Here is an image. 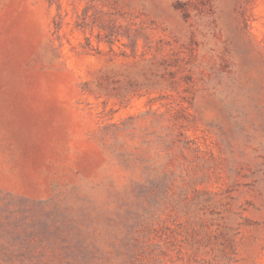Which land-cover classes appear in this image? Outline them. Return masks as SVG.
Segmentation results:
<instances>
[{
	"label": "rangeland",
	"instance_id": "obj_1",
	"mask_svg": "<svg viewBox=\"0 0 264 264\" xmlns=\"http://www.w3.org/2000/svg\"><path fill=\"white\" fill-rule=\"evenodd\" d=\"M0 264H264V0H0Z\"/></svg>",
	"mask_w": 264,
	"mask_h": 264
}]
</instances>
